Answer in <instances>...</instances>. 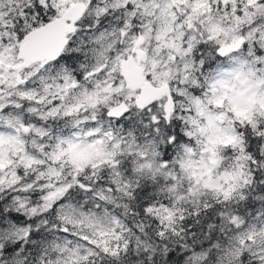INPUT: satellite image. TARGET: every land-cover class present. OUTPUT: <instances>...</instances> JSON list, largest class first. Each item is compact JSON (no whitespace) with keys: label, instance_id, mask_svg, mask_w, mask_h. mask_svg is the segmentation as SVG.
<instances>
[{"label":"snow or ice","instance_id":"1","mask_svg":"<svg viewBox=\"0 0 264 264\" xmlns=\"http://www.w3.org/2000/svg\"><path fill=\"white\" fill-rule=\"evenodd\" d=\"M0 264H264V0H0Z\"/></svg>","mask_w":264,"mask_h":264}]
</instances>
